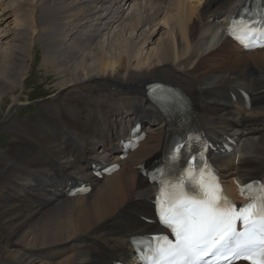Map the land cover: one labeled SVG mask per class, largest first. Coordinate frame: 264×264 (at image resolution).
<instances>
[{"label": "bare ground", "instance_id": "obj_1", "mask_svg": "<svg viewBox=\"0 0 264 264\" xmlns=\"http://www.w3.org/2000/svg\"><path fill=\"white\" fill-rule=\"evenodd\" d=\"M10 1L12 8L0 3V24L7 23L0 33V132L11 138L0 150V264H113L130 254L129 238L156 231L154 188L135 170L164 139L163 119L145 96L150 81L184 90L210 136L235 142L233 153L215 157L230 190L233 181L264 173V49L237 50L218 17L243 0H27L23 16V6ZM36 43L55 92L34 117L14 123L17 107L26 105L15 90L24 88ZM241 90L251 95L249 108ZM137 118L154 125L145 141L116 173L91 179L89 160L79 164L73 154L94 162L97 149L118 138L116 129ZM80 177L91 180L90 194L62 197L63 182Z\"/></svg>", "mask_w": 264, "mask_h": 264}, {"label": "snow or ice", "instance_id": "obj_2", "mask_svg": "<svg viewBox=\"0 0 264 264\" xmlns=\"http://www.w3.org/2000/svg\"><path fill=\"white\" fill-rule=\"evenodd\" d=\"M229 35L246 48L264 47V19L255 27L233 20ZM182 147H174L169 164ZM198 159H187L178 176L169 178L168 164L153 173L156 214L172 239L162 234L135 239L140 264H264V181L238 185L247 203L237 206L223 194L210 166L194 163Z\"/></svg>", "mask_w": 264, "mask_h": 264}, {"label": "rangeland", "instance_id": "obj_3", "mask_svg": "<svg viewBox=\"0 0 264 264\" xmlns=\"http://www.w3.org/2000/svg\"><path fill=\"white\" fill-rule=\"evenodd\" d=\"M14 2V0H12ZM18 3H20L23 8L19 12L21 16H23V13L25 10H27V0H16ZM2 1H0L1 3ZM11 1L10 0H3L2 4L3 7H11ZM15 3V2H14ZM168 4H166V9L163 10V13H161V17L164 15V13L167 10ZM12 8V7H11ZM9 10V8H7ZM127 13H130L129 9L127 10ZM11 21H7L8 23ZM7 23L0 24V33L3 31H6ZM119 26V23L114 24L112 26V29L108 32V34H104L103 36H110L113 35V32H117V27ZM148 29V26H144L142 30ZM162 31V30H160ZM163 32V31H162ZM129 31L127 32V34ZM157 35V37L160 36ZM112 35L110 37H112ZM104 37L102 38V41H104ZM157 37L155 39H157ZM104 39V40H103ZM154 39V40H155ZM216 40V38H215ZM147 49L151 48V45L146 47ZM42 47L40 43H36L35 50H34V57L32 59L30 58L28 64L30 68L29 74L25 78V85L24 88H19L15 90V95L21 100L23 103H26V105H20L17 107V111L14 113L13 121L14 123L17 122H27L30 118L34 117L38 112L39 108L41 106L40 102L45 99L48 95L53 94L55 92V87L53 86L52 77L53 73L50 71H47L46 67H43L42 65ZM52 73V74H51ZM22 96V97H21ZM27 101V102H26ZM1 113H0V119H1ZM17 121V122H16ZM11 142V138L9 134L1 131L0 132V150H7L9 144Z\"/></svg>", "mask_w": 264, "mask_h": 264}]
</instances>
